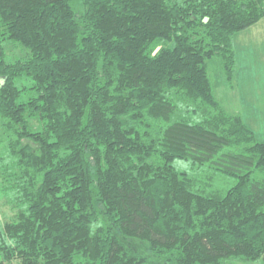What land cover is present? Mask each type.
Here are the masks:
<instances>
[{
    "label": "trees",
    "instance_id": "1",
    "mask_svg": "<svg viewBox=\"0 0 264 264\" xmlns=\"http://www.w3.org/2000/svg\"><path fill=\"white\" fill-rule=\"evenodd\" d=\"M83 6L0 0V181L19 211L0 230L2 261L264 259V140L216 99L208 66L220 57L232 80L234 35L264 0ZM4 39L30 56L7 62ZM24 77L36 95L23 102Z\"/></svg>",
    "mask_w": 264,
    "mask_h": 264
},
{
    "label": "crops",
    "instance_id": "2",
    "mask_svg": "<svg viewBox=\"0 0 264 264\" xmlns=\"http://www.w3.org/2000/svg\"><path fill=\"white\" fill-rule=\"evenodd\" d=\"M234 46L238 70L234 76L235 88L230 94L231 106L233 111L238 108L256 137L264 140V16L238 31Z\"/></svg>",
    "mask_w": 264,
    "mask_h": 264
},
{
    "label": "rangeland",
    "instance_id": "3",
    "mask_svg": "<svg viewBox=\"0 0 264 264\" xmlns=\"http://www.w3.org/2000/svg\"><path fill=\"white\" fill-rule=\"evenodd\" d=\"M71 2L77 12L79 13L83 12L84 10L83 0H71ZM3 45L6 51L5 60L7 62H15L19 59H27L31 54L30 50L27 47L19 43H14L9 39H4ZM208 66H209L210 77H211L213 87H214V95L216 99L220 102V104L227 111L239 113L237 111L238 108H234L235 111H233V108L231 106V103H233L232 95H230L233 89L235 88L234 76L236 73L233 75L232 80L229 81L222 68V62H221L220 57L212 58L209 61ZM256 69L257 68H255V70ZM260 69L262 68L260 67ZM17 85L23 89L22 95L19 99L20 101H23V102L27 101L29 98L36 95L35 90L32 88L33 81L30 78L24 77V78L19 79L17 81ZM30 122H31L32 129L37 130V129L42 128V123L39 121L38 117L32 118ZM2 124H3V121L0 118V153L3 152V150L6 147L5 134L3 133ZM173 164L179 170H185L190 173H193L194 171L192 164L189 160L177 158L174 160ZM18 212H19L18 208L9 200V195L7 191L2 190V183L0 181V230L4 228L7 222L14 221L16 219ZM135 243L137 246H139L137 241H135ZM16 263L17 262L14 261V264ZM0 264H8V262H6L5 260L2 261V259L0 258ZM227 264H264V259H261L255 262L243 261L239 259H231L228 261Z\"/></svg>",
    "mask_w": 264,
    "mask_h": 264
}]
</instances>
